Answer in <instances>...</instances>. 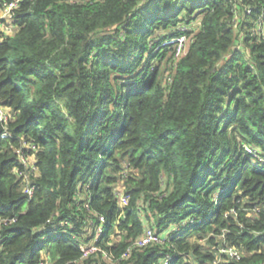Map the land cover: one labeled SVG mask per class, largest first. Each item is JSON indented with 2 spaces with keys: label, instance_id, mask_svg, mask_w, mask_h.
<instances>
[{
  "label": "trees",
  "instance_id": "1",
  "mask_svg": "<svg viewBox=\"0 0 264 264\" xmlns=\"http://www.w3.org/2000/svg\"><path fill=\"white\" fill-rule=\"evenodd\" d=\"M11 17L0 264L264 263V0H21ZM148 226L170 234L135 245Z\"/></svg>",
  "mask_w": 264,
  "mask_h": 264
},
{
  "label": "built area",
  "instance_id": "2",
  "mask_svg": "<svg viewBox=\"0 0 264 264\" xmlns=\"http://www.w3.org/2000/svg\"><path fill=\"white\" fill-rule=\"evenodd\" d=\"M21 0H13L9 3L6 4V6H4L1 10H0V33H4V34H9L12 33L14 31V26L11 24V12L12 10L18 6L19 2ZM13 5H16L15 7H13ZM11 17V18H10ZM8 18L10 19V21L8 20ZM4 19H7L6 21ZM178 41V45H177V55H180L182 53V51H185L186 49V38L180 37L176 39ZM10 115L8 110L2 105L0 104V119L3 122H7L9 119ZM7 132H4L3 134H1L2 136H7ZM247 150L249 152H253L251 147H247ZM22 159L27 162V157L23 154H21ZM29 192L32 193L31 189H29ZM118 193L120 194V200L122 202V205H124L125 202H127L130 198L129 194H126L122 191H118ZM6 222H8V219H5ZM191 224L193 223H201L202 219H194V218H190ZM1 224V222H0ZM189 222L186 221L184 224H182V226L188 225ZM181 229V226H177L174 229H172L173 232H178ZM175 230V231H174ZM102 233V226L99 227L98 229V234L100 235ZM170 234V232L168 234H166L165 236H162L161 232H158L157 229L152 228L151 226H148L145 230V232L143 233V235L137 239L135 245L137 246H142V245H147L150 243H160L162 241L165 240V238ZM83 249H85V254H90L94 251L97 250V247H95L94 245H89L87 247H82ZM222 252H229L230 255L232 257L235 258H241V253L239 252V250L236 247L233 246H229V247H223L221 248ZM127 253H125V255H127ZM172 259V255L171 254H167L165 255L159 262V264H170V261ZM40 264H51L50 260L46 257H43L41 259V263ZM264 264V263H261Z\"/></svg>",
  "mask_w": 264,
  "mask_h": 264
},
{
  "label": "rangeland",
  "instance_id": "3",
  "mask_svg": "<svg viewBox=\"0 0 264 264\" xmlns=\"http://www.w3.org/2000/svg\"><path fill=\"white\" fill-rule=\"evenodd\" d=\"M32 159V158H31ZM190 239L194 240V235L193 236H190Z\"/></svg>",
  "mask_w": 264,
  "mask_h": 264
},
{
  "label": "clouds",
  "instance_id": "4",
  "mask_svg": "<svg viewBox=\"0 0 264 264\" xmlns=\"http://www.w3.org/2000/svg\"><path fill=\"white\" fill-rule=\"evenodd\" d=\"M16 5H13V7H15Z\"/></svg>",
  "mask_w": 264,
  "mask_h": 264
}]
</instances>
